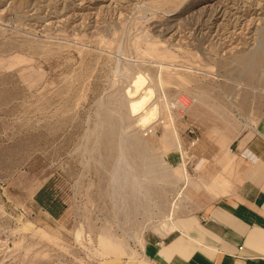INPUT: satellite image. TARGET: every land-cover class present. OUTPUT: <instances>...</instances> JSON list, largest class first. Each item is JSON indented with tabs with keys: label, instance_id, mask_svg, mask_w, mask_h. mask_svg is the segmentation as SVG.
<instances>
[{
	"label": "rangeland",
	"instance_id": "obj_1",
	"mask_svg": "<svg viewBox=\"0 0 264 264\" xmlns=\"http://www.w3.org/2000/svg\"><path fill=\"white\" fill-rule=\"evenodd\" d=\"M259 134L264 0H0V264H148Z\"/></svg>",
	"mask_w": 264,
	"mask_h": 264
},
{
	"label": "crops",
	"instance_id": "obj_2",
	"mask_svg": "<svg viewBox=\"0 0 264 264\" xmlns=\"http://www.w3.org/2000/svg\"><path fill=\"white\" fill-rule=\"evenodd\" d=\"M244 150L249 159L239 156L243 161L230 180L215 183L219 193L171 221L170 232L151 244L144 263L264 264V134L241 139L238 151ZM34 196L38 207L54 218L66 210L52 188L42 187ZM184 233L190 240L182 254L156 251L155 246H170Z\"/></svg>",
	"mask_w": 264,
	"mask_h": 264
},
{
	"label": "bare ground",
	"instance_id": "obj_3",
	"mask_svg": "<svg viewBox=\"0 0 264 264\" xmlns=\"http://www.w3.org/2000/svg\"><path fill=\"white\" fill-rule=\"evenodd\" d=\"M128 92L130 96L129 109L132 114L136 116L138 125H146L154 120L159 111V105L151 100L155 95V90L151 86L146 85L145 79L141 74L137 76L132 88ZM127 163L128 162H126V164ZM127 165H130V163ZM189 240L190 238L188 237L187 233H184L172 245L166 246L165 244H162L157 247L155 246V249H157L156 251L158 253L162 254L165 253L166 249H168L171 254H182V251L186 247Z\"/></svg>",
	"mask_w": 264,
	"mask_h": 264
},
{
	"label": "built area",
	"instance_id": "obj_4",
	"mask_svg": "<svg viewBox=\"0 0 264 264\" xmlns=\"http://www.w3.org/2000/svg\"><path fill=\"white\" fill-rule=\"evenodd\" d=\"M246 152H248V150H244V151L242 152V156H243L245 159H247V160H248V157H247V156H245Z\"/></svg>",
	"mask_w": 264,
	"mask_h": 264
}]
</instances>
